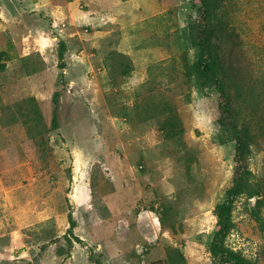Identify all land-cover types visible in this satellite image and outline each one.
I'll list each match as a JSON object with an SVG mask.
<instances>
[{
	"label": "rangeland",
	"instance_id": "374dc122",
	"mask_svg": "<svg viewBox=\"0 0 264 264\" xmlns=\"http://www.w3.org/2000/svg\"><path fill=\"white\" fill-rule=\"evenodd\" d=\"M199 17V0H0V264H264V0L226 17L261 195L231 203L225 237L236 143L191 69Z\"/></svg>",
	"mask_w": 264,
	"mask_h": 264
},
{
	"label": "trees",
	"instance_id": "16d2710c",
	"mask_svg": "<svg viewBox=\"0 0 264 264\" xmlns=\"http://www.w3.org/2000/svg\"><path fill=\"white\" fill-rule=\"evenodd\" d=\"M200 17L198 26L194 28L195 47L198 50V59L191 69L198 78L215 86L224 103L225 124L229 127L230 134L236 143L237 169L233 187L228 192L229 200L220 206L218 212L219 235L225 237L229 221V208L231 203L241 195H261V190L253 192L250 181L255 174L250 169L253 158V135L250 127L244 121L240 112L234 107V102L228 92L227 80L230 79L228 69V54L225 52V36L228 30L226 20L230 8V0H199ZM224 41V43H223ZM54 105H58L57 97H54ZM56 120V118H54ZM218 237L217 239H219ZM215 245V244H214ZM214 250V247H213ZM149 264H162L155 261Z\"/></svg>",
	"mask_w": 264,
	"mask_h": 264
}]
</instances>
